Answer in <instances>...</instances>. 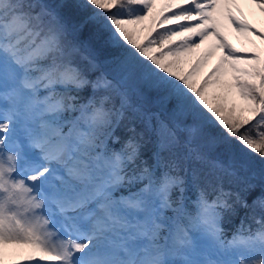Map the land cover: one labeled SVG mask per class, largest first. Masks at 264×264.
I'll list each match as a JSON object with an SVG mask.
<instances>
[{
  "label": "snow or ice",
  "instance_id": "obj_1",
  "mask_svg": "<svg viewBox=\"0 0 264 264\" xmlns=\"http://www.w3.org/2000/svg\"><path fill=\"white\" fill-rule=\"evenodd\" d=\"M251 3L264 12V0ZM72 6L86 13L84 24L106 29L130 47L121 79L90 81L73 66L69 57L75 48L68 38L80 26L69 27L49 4L0 0V264L6 251L25 247L33 251L12 264H264V192L252 202L260 212L253 217L259 227L241 222L230 240L223 238L217 211L230 207L222 189L210 199L201 188L193 212L173 199L185 184L174 173L182 160L225 167L195 143L199 129L182 137L175 125H157V155L171 156L163 161L166 171L119 200L112 189L131 183L126 169L140 158L138 144L129 139L110 153L105 147L97 159L104 160L107 173L94 181L87 164H69L67 138L56 134L67 114L79 111L69 123L76 128L84 122L90 130L80 143L91 150L104 146L103 137L114 136L117 117L136 108L121 80L139 76L191 100L227 138L264 160V52L236 47L228 35L231 30L254 44L251 37L264 41V30L245 18L240 0H164L159 9L157 0H73ZM209 38L221 50L220 61L197 84L203 60L186 71L183 65ZM89 84L108 95L78 104L71 92ZM210 85L223 92L209 94ZM233 92L243 103L230 99ZM113 95L119 109L106 107ZM150 171L141 168L136 179ZM237 200L249 207L239 194ZM167 209L182 213L187 223L166 216ZM197 234L215 249L214 256H201Z\"/></svg>",
  "mask_w": 264,
  "mask_h": 264
},
{
  "label": "rangeland",
  "instance_id": "obj_2",
  "mask_svg": "<svg viewBox=\"0 0 264 264\" xmlns=\"http://www.w3.org/2000/svg\"><path fill=\"white\" fill-rule=\"evenodd\" d=\"M251 1V0H250ZM59 2H63L65 4H73V0H43L42 3L49 4L53 9H55L59 15V9L57 6H59ZM164 3V0H157V9L162 7ZM240 7L242 8L241 4ZM72 8H75L72 6ZM243 14L246 19L252 24H254L257 28H260L261 30H264V12H261L253 3L250 4V6L242 8ZM39 11V9H37ZM148 23L147 21L145 22ZM91 26H95L91 24ZM96 27V26H95ZM105 31V35H109L110 33L106 29H102V33ZM104 35V33H103ZM229 39L236 47H256L257 49L264 52V41H261L258 37L252 36L251 40L254 41L253 43H248L242 36L239 34L229 30L228 32ZM109 41H115L117 44L120 45L122 49L125 50V54L123 57H121V53L118 55L117 58H113L114 60L107 59V62L104 63H97L96 68H93L91 71H89L86 74V78L89 80L91 76H104L109 80H119L123 76V72L121 69V62L129 56L130 54V47L126 46L122 42H117L114 40L111 35H109ZM69 39V38H68ZM106 44V40H103ZM207 41H212V43L215 44L214 38L207 39L204 43H208ZM39 42V41H38ZM81 45V48L83 51L87 48V43L85 41L78 42ZM76 44V43H75ZM74 44V45H75ZM204 45V44H202ZM85 52V51H84ZM89 54V51H87ZM207 52L204 50H201L200 48L195 49L192 53L189 54V63H186L183 65L184 70L186 71L191 63H194L197 59L203 60V63L201 64L200 68L197 71L196 76L194 79L196 80L197 84L203 77L207 74H201L202 65L205 62V54ZM89 56H91L89 54ZM92 57V56H91ZM80 56H74L72 59H78ZM79 60V59H78ZM81 62H84V57L80 59ZM43 63V61H42ZM73 66L77 67L76 64L73 62ZM78 68V67H77ZM211 69V68H210ZM94 71H100L94 72ZM210 71V70H209ZM121 82L124 85V90L127 92V94L132 97V100L135 102L136 107L142 109H151L150 114L157 113L156 118H150L156 125H159L161 122L175 125L177 129H179L181 136L187 134V130L190 128H197L200 131V135L196 138L195 143L198 142V144L201 147V150L206 152L212 159L221 161L224 166L229 168L231 171L235 173H240L244 178L249 182H260V175L264 173V161L263 163L260 162L259 164L256 162L253 157H250L246 151L244 150L243 146H241L235 139H229L226 137V134L224 131L221 133V129L217 133H209L207 128L209 127L211 129L210 123H206L203 121L202 115L204 112H201L200 109L193 104H186L184 106V103L190 102V100H187L183 97H180L181 99V105L177 104V101L170 99L169 96L166 95V92H164L165 88L167 91L170 89L168 87H160L157 85H153L146 81V79H143L139 76H133L131 78L125 77ZM208 93L210 94L213 91L216 92H223V88L219 85H210L208 88ZM174 92V91H172ZM43 93V90H42ZM175 93V92H174ZM176 94V93H175ZM71 95H74L77 97L78 95L81 97L83 95V91L77 90L75 92H72ZM77 95V96H76ZM108 95V93H104L102 96ZM176 96H178L176 94ZM152 98H156L154 101H152ZM231 100H234L238 105L243 103L239 96L236 95L234 92L230 97ZM86 99L80 100V102H85ZM83 105V103H82ZM176 106V107H174ZM189 108V110L187 109ZM131 114L138 112L134 111L132 109ZM75 113V112H74ZM74 113L67 114L66 118L61 122L59 129L56 130V134L59 135L60 133H63V137H66L65 143L67 144V155L66 160H68L69 164H79L84 163L87 164L88 170L91 172L92 177L94 181H100L103 180L106 176L107 169L104 163V160L97 159V154L104 155V150L102 148H97L95 150L87 149L85 144L80 143L81 137L88 133L90 130L88 126L81 122L76 128H73L72 124L68 123L69 120H72L73 117H77ZM146 114H149L147 111H145ZM150 117V115H149ZM67 128H62V126H66ZM243 131V130H242ZM211 138H215V143L210 144L208 141ZM104 141L105 139L108 140L107 137H103ZM133 139H136V137H133ZM191 139V137H190ZM108 149V152L117 151L114 147H106ZM94 162L96 163L94 165ZM159 163V169L161 173L166 171L164 168V163L162 160H158ZM63 169H61V172L58 173L62 174ZM148 175L145 174L143 178L147 180ZM153 179V176H152ZM157 178H155L156 180ZM261 184V183H260ZM119 186H116L112 189V196L114 199H123L127 198L130 194L139 193L143 190L144 186H140L139 191H135L132 193H122V190L119 189ZM184 189V185L182 186ZM180 188H177L174 190V193L180 194ZM173 199H176L175 196H173ZM177 200V199H176ZM192 206H189L186 210L188 212H193L195 209L193 208L194 202L191 201ZM182 206V204L180 203ZM175 207V205L173 206ZM218 211V209H217ZM165 215L168 217H171L175 221H180L183 223H187V219L185 216L180 213L174 212L172 209L165 210ZM184 216V218H181L180 216ZM197 239L199 241V250L201 253V256H213L215 254V249L205 240H203L199 234H197ZM33 250L29 247H25L23 249L17 250L16 253H13L11 250L6 251V254L3 258V264H12L13 260L21 259V253H28L32 252ZM43 264V262H41Z\"/></svg>",
  "mask_w": 264,
  "mask_h": 264
},
{
  "label": "trees",
  "instance_id": "obj_3",
  "mask_svg": "<svg viewBox=\"0 0 264 264\" xmlns=\"http://www.w3.org/2000/svg\"><path fill=\"white\" fill-rule=\"evenodd\" d=\"M42 1L43 0H41V2ZM57 8L59 9L60 16L69 27L73 25L80 26L79 30L75 34V38L73 39L72 37H69V40L73 45L76 43L74 45L75 50L71 52V56L69 58L79 69L85 72V75L93 68L97 67V64L94 62L99 64L102 62L106 63L107 59L108 61L111 59L114 60L120 53L121 57H123L126 49H122L115 41H109L110 37L108 36L110 34L105 35L104 31L103 35L102 29L91 26V24L83 23L86 16L84 11L72 8L71 4H65L63 2H59V6H57ZM104 39L107 42L106 44L103 41ZM81 40L88 44L87 48L84 50L85 52L78 43ZM87 51H89V54L92 57L87 54ZM74 56H80V58H78L79 60L72 59ZM82 57H84V62L80 61ZM94 72L100 73V71ZM98 77L101 76H91L89 80L95 81ZM81 90L83 91V95L81 97L76 95L78 104L81 103L80 100L90 97L92 91H95L94 95L99 97H101L104 93H107L103 89L94 90L91 84L86 85L85 88ZM164 92H166V95L170 97L171 101L175 100L177 101L178 105H181L180 97L176 96L174 92H172L170 89L167 91L166 88ZM155 99L156 98H152V101ZM191 103V100L190 102L186 101L184 106L186 104L187 107V104ZM106 107H115L117 109L120 108V104L115 95H113L106 103ZM187 109L189 110V108ZM131 110L132 109L125 111L124 117L122 119L117 117L118 122L114 124V136L111 138L107 137L109 147H114L117 149V151H121L129 139H132L134 142H136L140 148V158L136 161V163L130 165L126 169L128 177L131 178V183L125 181L122 185H120L119 189H122V191L125 192H129L138 188L139 185L144 182L142 179H136V175L139 174L141 168L152 165L153 161L155 160L154 154L156 153L157 155L159 147L157 144L156 132L154 131L157 125L150 119L152 117L156 118L157 113L150 114V111H152L151 109L141 110L140 108L136 107L134 108V111L138 112L131 114ZM145 111H147L149 114H146ZM202 118L204 122L210 123L211 129L209 127L207 128L209 133H217L220 129L221 133L223 132L222 128L210 118V114L204 113ZM133 137H136V139H133ZM244 150L250 157L255 156L253 159H255L258 164L260 162L263 163L264 160H262L258 155L251 153L245 148ZM157 157L163 161L166 158H171L169 154H165L164 157L157 155ZM228 169L229 168L226 166L224 169L214 168L208 160L197 161L187 159L182 160L181 165L175 167L174 169V173L178 176H181L185 180L184 189L182 192L184 195H195L197 197L201 188L208 191L210 199H215L221 189L226 194L223 197V200L230 207H223L222 205L219 206L222 212L221 227L224 230L223 236L226 238V240L232 238L233 234L241 227V222H243L246 227L250 226L252 229L259 227V225L254 222L253 217L255 216L258 219L260 212L252 202L255 197L264 192V173H262L259 177L260 182H249L240 173L231 171L232 174H229V171H227ZM157 171L159 170L157 169ZM237 194H239V197L242 200H245L248 203V208H245L237 200Z\"/></svg>",
  "mask_w": 264,
  "mask_h": 264
},
{
  "label": "bare ground",
  "instance_id": "obj_4",
  "mask_svg": "<svg viewBox=\"0 0 264 264\" xmlns=\"http://www.w3.org/2000/svg\"><path fill=\"white\" fill-rule=\"evenodd\" d=\"M240 4L242 6V8L244 7H249L251 3L250 0H240ZM208 43H203L204 45H200V49L204 50L206 52L211 51L212 55L211 56H207L205 57V62L202 65V71L201 74H206L209 72L210 68H213L219 61H220V56H221V50L218 48L214 47V43H212V41H207Z\"/></svg>",
  "mask_w": 264,
  "mask_h": 264
}]
</instances>
